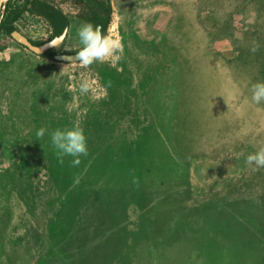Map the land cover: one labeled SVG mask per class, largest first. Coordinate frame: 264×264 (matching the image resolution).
<instances>
[{"label":"rangeland","instance_id":"obj_1","mask_svg":"<svg viewBox=\"0 0 264 264\" xmlns=\"http://www.w3.org/2000/svg\"><path fill=\"white\" fill-rule=\"evenodd\" d=\"M31 1L0 11L44 43ZM45 1L69 19L49 56L0 31V264H264V168L246 164L264 147V0H111L121 47L88 67L54 58L83 47L77 4ZM75 126L77 167L51 141Z\"/></svg>","mask_w":264,"mask_h":264},{"label":"clouds","instance_id":"obj_2","mask_svg":"<svg viewBox=\"0 0 264 264\" xmlns=\"http://www.w3.org/2000/svg\"><path fill=\"white\" fill-rule=\"evenodd\" d=\"M77 35L83 47L76 53L75 59L72 61L79 62L82 67H88L96 62H104L121 47L119 41L105 35L102 25H94L90 22L82 23L77 30ZM258 50V46L251 49L253 52ZM91 87V83L84 80L81 82L79 90L81 94H86ZM251 92V99L254 103L264 102V83L253 84ZM45 131L43 128L38 130V140L45 135ZM51 141L57 150L58 160L61 164L64 163V157L68 156L73 157L72 166L77 167L81 163L80 157L88 155L87 138L79 126L63 130L56 129L51 133ZM246 164L254 166V170L264 168V147H260L256 152L249 154L246 158ZM79 181L80 178L77 177L74 184H78ZM134 183H138V181L134 180Z\"/></svg>","mask_w":264,"mask_h":264},{"label":"trees","instance_id":"obj_3","mask_svg":"<svg viewBox=\"0 0 264 264\" xmlns=\"http://www.w3.org/2000/svg\"><path fill=\"white\" fill-rule=\"evenodd\" d=\"M9 2L10 0L4 3L3 7L9 5ZM73 2L77 4L78 16L81 19L94 25H102L106 34L111 20V0H73ZM29 10L43 16L48 21L51 26V38L59 36L69 25V19L63 11L45 0H32ZM20 13L21 11L10 8L0 11V31L9 35L15 31L13 22L20 16ZM30 42L34 45L42 44L33 40ZM49 52L50 49L42 55L49 56Z\"/></svg>","mask_w":264,"mask_h":264},{"label":"water","instance_id":"obj_4","mask_svg":"<svg viewBox=\"0 0 264 264\" xmlns=\"http://www.w3.org/2000/svg\"><path fill=\"white\" fill-rule=\"evenodd\" d=\"M8 0H0V9L1 7L4 5V3H6ZM66 34V29H64V31L59 35L56 36L54 38H52L49 41H46L40 45H34L30 42V40L24 36L23 34H21L19 31L15 30L11 33V36L18 41L19 43H21L22 45H24L25 47H27L28 49H30L31 51H33L36 54H43L45 51L55 47L56 45H58L59 43H61L64 39V36ZM53 42H55L53 44ZM76 53H60L57 55H54V58L58 61H64V62H75L72 61L73 59H75Z\"/></svg>","mask_w":264,"mask_h":264}]
</instances>
